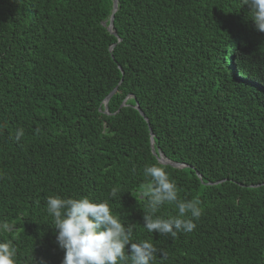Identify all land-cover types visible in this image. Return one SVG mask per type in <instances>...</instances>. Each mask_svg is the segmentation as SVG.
I'll use <instances>...</instances> for the list:
<instances>
[{"label":"trees","instance_id":"trees-1","mask_svg":"<svg viewBox=\"0 0 264 264\" xmlns=\"http://www.w3.org/2000/svg\"><path fill=\"white\" fill-rule=\"evenodd\" d=\"M113 4L0 0V241L15 264H62L47 197L87 196L155 264H264V33L242 0H119L116 36ZM152 164L201 201L193 231L144 227Z\"/></svg>","mask_w":264,"mask_h":264},{"label":"clouds","instance_id":"clouds-1","mask_svg":"<svg viewBox=\"0 0 264 264\" xmlns=\"http://www.w3.org/2000/svg\"><path fill=\"white\" fill-rule=\"evenodd\" d=\"M242 6H247L256 30L264 33V0H242ZM23 135L24 129L19 128L15 139L19 141ZM143 174L148 182L140 197L147 200L149 209L144 227L172 237L193 231L202 215L201 201L179 199L177 185L163 166H145ZM117 192L113 187L110 196L114 198ZM46 203L47 213L54 220L56 243L64 251L62 264H155L157 249L147 241L130 243L133 226L113 214L108 199L50 195ZM165 203L175 204L178 213L157 215ZM0 229L10 230V226L0 222ZM15 257L12 241H0V264H15Z\"/></svg>","mask_w":264,"mask_h":264},{"label":"water","instance_id":"water-1","mask_svg":"<svg viewBox=\"0 0 264 264\" xmlns=\"http://www.w3.org/2000/svg\"><path fill=\"white\" fill-rule=\"evenodd\" d=\"M118 5H119V0H114L113 11H112V14L110 16L109 24L107 25V21L104 22V25H106L108 27V30L110 32H112L116 36H118V34L116 32V29L114 28V20H115V13L118 10ZM113 48L114 47L112 46L111 47V51L113 50ZM116 91H117V88H115V90L113 92H111L108 95V97L106 98V100H105V111L106 112H108V102H109V99L111 98V96H113L115 94ZM125 105H126V100L123 102L122 106H125ZM136 108L140 110L139 105H136ZM151 142H152L153 152H154V154L157 155L156 148H155L154 133L152 132V130H151ZM158 159H159V161L161 163H164V164H171V165H173L175 167H181V166H183L180 163L173 162V161L169 160L160 149H159V157H158Z\"/></svg>","mask_w":264,"mask_h":264}]
</instances>
